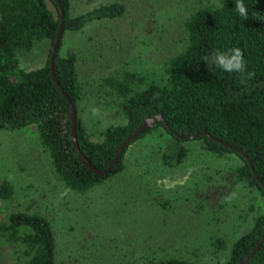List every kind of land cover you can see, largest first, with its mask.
<instances>
[{
	"label": "trees",
	"instance_id": "obj_1",
	"mask_svg": "<svg viewBox=\"0 0 264 264\" xmlns=\"http://www.w3.org/2000/svg\"><path fill=\"white\" fill-rule=\"evenodd\" d=\"M243 2L248 9L247 17L236 12V0L197 10L186 23L187 47L160 72L125 68L103 79V88H110L108 94L114 97L108 103L109 108L121 109L126 124L106 128L100 134L103 140L94 142L79 112L83 94L77 72L78 56L73 52L66 57L61 55L63 40L66 32L82 31L88 23L122 18L126 6L119 2L102 4L73 16L71 0H0V131L35 128L41 146L49 153L53 174L66 188L79 194L123 173L129 147L159 127L175 139L161 152L160 160L166 169L182 166L190 153L182 143L201 135L194 140L203 141L204 150L215 158L235 154L243 162L228 168L225 175L229 183L216 190L215 196L220 198L217 207L221 211L229 205L222 202L227 193L259 190L264 196V0ZM61 7L64 32L54 68L60 86L74 104L76 140L84 157L96 169L104 171L140 126L159 115L164 118V122L127 147L106 174L94 173L77 153L70 105L52 78L50 58L62 23ZM42 42L51 43L46 65L30 70L22 68L18 53L31 52ZM236 47L243 51L246 72L252 73L243 83L239 73L225 72L202 59L214 49L224 52ZM220 141L242 150L246 157ZM13 190L9 183L0 184V198L9 201ZM211 197L206 195L203 201L209 203L207 199ZM8 220V226L0 222L4 244L15 249L14 254L20 253L18 243L28 246L29 251L20 254L23 259L27 257L23 264H59L56 238L48 219L18 212L12 213ZM21 230L26 231L25 237L19 235ZM263 238L264 214L256 215L252 229L231 244L226 243L224 235H212L209 246L212 256L217 254L211 259L212 264H242ZM196 260L147 258L137 264H207ZM247 264H264V240Z\"/></svg>",
	"mask_w": 264,
	"mask_h": 264
},
{
	"label": "rangeland",
	"instance_id": "obj_2",
	"mask_svg": "<svg viewBox=\"0 0 264 264\" xmlns=\"http://www.w3.org/2000/svg\"><path fill=\"white\" fill-rule=\"evenodd\" d=\"M224 1L71 0L73 16L102 4L126 6L120 19L88 23L82 31H68L64 36L61 55L78 56L83 94L79 112L92 141L101 142L106 128L126 124L121 109L109 108L114 97L108 94L110 88H103V79L125 68L160 72L187 47L190 17ZM50 8L57 13L51 3ZM50 51L51 43L42 42L31 52H19L21 67L45 66ZM174 142L159 127L129 147L123 173L79 194L53 174L49 153L35 128L0 131V184L9 183L14 189L9 201L0 198V222L8 226V217L18 212L48 219L59 264H137L169 257L212 264L217 254L212 256L211 236L224 235L231 244L248 233L255 216L264 214V196L259 190H238L231 202L222 199L229 205L221 211L216 190L229 183L225 172L230 166L243 164L240 157L228 154L217 159L204 150L203 141L190 140L182 143L190 150L185 163L166 169L161 152ZM204 195H213L209 203L203 201ZM19 235L27 233L21 230ZM3 237L0 231V264H23L27 257L20 254L29 251L28 246L18 243L20 253L14 254Z\"/></svg>",
	"mask_w": 264,
	"mask_h": 264
},
{
	"label": "water",
	"instance_id": "obj_3",
	"mask_svg": "<svg viewBox=\"0 0 264 264\" xmlns=\"http://www.w3.org/2000/svg\"><path fill=\"white\" fill-rule=\"evenodd\" d=\"M60 5V2L57 1ZM61 6V5H60ZM61 19H62V23L58 29V33H57V36H56V40L53 44V47H52V54H51V58H50V64H51V73H52V78L54 80V82L56 83V85L61 89V92L64 94V96L66 97L69 105H70V108H71V114H72V126H73V138H74V145L76 147V151L77 153L79 154V156L81 157V159L83 160L84 164L86 166H88L94 173L96 174H106L108 172H110L112 170V168L118 163V161L120 160L121 156H122V153L124 152V150L129 147L134 141H136L140 135H142L143 133H145L147 130H149L150 128L154 127L156 124H158L159 122H164V118L159 115L155 118H152V119H149L147 120L142 126H140L133 135H131L125 142L124 144L119 148L118 152H117V155H116V158L114 159V161L109 165V167L104 170V171H99L98 169H96L85 157L84 155L81 153L79 147H78V143H77V140H76V126H77V123H76V110H75V107H74V104L73 102L71 101V99L68 97V95L65 93L64 89L60 86L59 82H58V79L56 77V74H55V68H54V63H55V59L57 57V54H58V50L60 48V43H61V39H62V35H63V32H64V23H63V20H64V10L62 9L61 7ZM201 135H198V136H192V137H189L188 139L190 140H194L196 139L197 137H200ZM221 142V141H220ZM226 148H229L231 150H236L238 153L240 154H243L245 157L246 155L243 153L242 150L240 149H237L235 147H232L231 145L229 144H226V143H223L221 142ZM264 187V186H263ZM264 240V238H263ZM262 240V241H263ZM262 241L257 245V247L254 249V251L242 262V264H247L250 260L251 257L254 256V254L259 250V248L261 247L262 245Z\"/></svg>",
	"mask_w": 264,
	"mask_h": 264
},
{
	"label": "clouds",
	"instance_id": "obj_4",
	"mask_svg": "<svg viewBox=\"0 0 264 264\" xmlns=\"http://www.w3.org/2000/svg\"><path fill=\"white\" fill-rule=\"evenodd\" d=\"M235 10L241 17H247L248 9L244 4L243 0H236ZM203 61L210 66H215L228 73H239L241 76V82L245 81V77H250L251 72H246V62L244 60V54L242 49L236 47L227 51H220L214 49L211 55H205ZM96 110L93 109L95 114ZM66 194V193H65ZM235 197V193L230 194L225 198L226 201L231 202Z\"/></svg>",
	"mask_w": 264,
	"mask_h": 264
}]
</instances>
